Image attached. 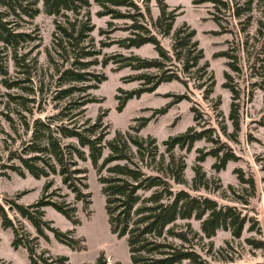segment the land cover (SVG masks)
I'll use <instances>...</instances> for the list:
<instances>
[{"label": "trees", "instance_id": "1", "mask_svg": "<svg viewBox=\"0 0 264 264\" xmlns=\"http://www.w3.org/2000/svg\"><path fill=\"white\" fill-rule=\"evenodd\" d=\"M204 1L211 3V14L218 23H221L220 19L232 20L236 17L244 30L245 23L250 22L252 0H192L193 3ZM39 2L42 3L44 12L53 15V44L61 58V65L55 64L54 67L55 88L51 98L66 99L56 112L45 116H34V110H42L43 89L40 83L34 81L37 58L32 52L39 44L29 45L37 36L32 30L20 28L19 24L20 19L27 17L26 19L30 20L39 13ZM94 2L100 6L98 14L130 20L118 26L110 22L114 25L111 29L120 28L129 34L114 38L113 42L124 48L151 42L157 52L154 57L122 52L103 55L100 61L104 64L112 61L117 64L116 69L129 66L135 70H146L126 77L138 79L141 84L117 96L118 110L123 108L128 98L151 92L163 81L177 79L186 83L181 73L194 71V79H204L207 63H200L202 51L197 46V41L193 40L194 30L182 24L171 33L178 13L177 8L168 9L164 0H157L160 14L151 19L150 0ZM89 5L90 0H0V85L4 88V91H0V103L3 102L5 107L0 108V114L8 121L14 133L19 134L20 127L29 132L28 137L20 140L17 146L6 148V161L1 165L23 176L25 171L34 177L58 174L61 183L73 193L75 200H81L85 205L91 199L90 192L86 190L87 168L80 165V161L89 158L104 195L109 229L118 237L125 236L131 264H211L190 245L196 232L192 231L187 223L180 226L178 220L191 217L198 219L201 232L207 238L215 235L219 229L227 230L233 237L238 238L250 218L236 204L221 203L207 194L175 188L174 182L184 181V162L181 158H175L172 150L175 146L190 150L193 143L202 138L211 141L214 146L203 150L197 159L202 160L206 154L215 156L217 160L212 166L216 169L223 168L228 160L237 159L238 155L219 137L213 126L202 125L201 128H196L191 125L185 131L163 140L165 150L170 155L168 162L164 164L162 155L161 159L157 160L156 138L138 134L147 118H137L138 123L130 126L132 131L116 130L115 135L106 141L108 130L107 126L102 125L101 114L94 120L79 119L83 112L80 106L95 99H84L87 89L97 87L98 83L105 79L103 73L89 70L92 64L98 63L97 55L100 53V49L94 47L90 38L94 24L87 10ZM150 19L152 21H149ZM260 32L263 34L261 59H264V30ZM170 34L172 52L162 44L159 37ZM109 43L111 42L101 41V45ZM8 51L14 65L18 67L13 76H10L5 61ZM47 53L53 61L49 49ZM219 53L229 58L227 63L234 70L242 69L235 52L224 50ZM256 55L251 56L255 58ZM175 60L180 62L176 64ZM253 65L252 62L249 63L250 71ZM225 76L227 80L223 85L232 91L229 118L237 130L239 90L228 81V78L232 77L228 71H225ZM208 77L211 80L212 76ZM263 83L259 87H263ZM209 85L204 94L206 97L212 91V81H209ZM13 88H19L22 92L11 91ZM182 97L183 94L178 95V98ZM11 104L12 107L9 106ZM167 106L168 104L158 111L164 112ZM191 109L195 112L194 120H198L200 112H196L194 106H191ZM105 146L109 151L103 156ZM193 169L198 188L203 184L204 170L199 163L193 165ZM234 172L245 187L255 192L256 182L252 172L247 173L242 167H235ZM4 173L5 170H2L0 174ZM52 184V179H47L40 197L31 203H20L19 192L13 197L4 196L3 201L0 200L2 225L12 228L14 247L20 244L27 247L30 264H69L68 257L64 254L51 255L46 250L36 251L37 242L34 240L39 234L48 236L45 228L51 230L66 245L76 249L84 248L81 238L72 235L71 230H61L52 225L51 220L43 218V207L49 204L72 223H79L75 214L76 206L69 204L70 201L66 202L64 194H58L56 188L49 190ZM234 193L236 197H241V194ZM54 195H61V198L56 199ZM8 209H13L21 217L28 219L37 235L30 238L21 222L15 220ZM249 229H253L252 224ZM247 241L258 246L264 243L254 238H247ZM94 264H106L103 253L98 255Z\"/></svg>", "mask_w": 264, "mask_h": 264}, {"label": "rangeland", "instance_id": "2", "mask_svg": "<svg viewBox=\"0 0 264 264\" xmlns=\"http://www.w3.org/2000/svg\"><path fill=\"white\" fill-rule=\"evenodd\" d=\"M164 1L167 3L168 9L177 8L176 12H178L171 33H174L182 24H186L194 30L193 40L197 41V46L202 51L200 63H207L204 81L194 79V71L181 73L185 77L186 83L177 79L163 81L151 92H143L139 96L128 98L123 108L118 110L119 99L117 96L141 84L138 79L126 77L146 70H135L129 66L116 69V63L109 61L104 64L100 61L103 55L122 52L154 57L157 56V52L151 42L129 48H124L113 42L112 39L125 37L129 34L128 31L120 28L111 29L112 26L122 25L130 20L100 15L97 13L100 6L94 0H90L87 10L91 22L94 24L90 38L94 47L100 49V53L97 55L98 63L92 64L89 70L103 73L105 79L99 82L97 87L87 89L84 99L89 100L90 97L95 99L80 106L83 112L79 119L94 120L97 115L101 114L102 125L107 126L108 130L105 135L106 141L115 135L116 130L132 131L130 126L138 123L137 118H147L138 134L144 137L151 135L156 138L157 160L161 159L162 155L164 164L168 162L170 156L165 150L164 139L185 131L191 125L196 128H201L202 125L213 126L219 137L228 143L238 158L228 160L223 168L216 169L212 166L217 160L215 156L206 154L202 160L197 159L203 150L214 146L213 142L204 138L196 140L190 150L175 146L172 150L174 157L181 158L184 162V181L174 182L173 186L185 188L192 193L213 196L221 203L236 204L250 219L246 222L242 234L238 238L223 229L217 230L215 235L207 238L201 232L200 221L194 217L178 220V223L180 226H185L187 223L192 231L196 232L194 237L191 236L190 245L211 264H264V243L258 246L247 241V238H254L264 242V83L263 87H259L264 82V59H261L263 57V52H261L263 34L260 32V30H264V0H252L250 22L245 23L244 30L241 29V23L236 17H233L232 20L220 19L221 23H218L211 14L212 7L208 1L200 3H193L192 0ZM38 6L40 8L38 14L30 20L26 19L27 17L24 20L20 19L19 24L20 28L32 30L37 36L29 45L39 44L32 52V55L37 58L34 81L40 83L43 89L42 110H34V116H45L56 112L66 99L53 100L51 98V93L55 88L53 83L54 67L55 64L61 65V58L53 44V15L44 12L41 2L38 3ZM149 6L151 19L157 18L160 14L157 0H150ZM151 19L149 21H152ZM149 21L148 23L151 24ZM100 29L107 31L101 32ZM154 29L156 30V27ZM159 37L162 44L172 52L171 34L159 35ZM104 40L111 43L101 45V41ZM47 49H49L53 61L49 59ZM224 50H230L237 54L241 70L236 71L228 65L229 58L219 53ZM8 52L5 61L10 76H13L17 73L18 67L14 65L10 51ZM254 54L257 55L252 58ZM179 62L180 60H175L176 64ZM251 62L254 65L250 71L248 65ZM225 71L232 75L228 81L239 90L240 109L237 130L229 118L232 91L223 85L227 80ZM210 75L212 76L211 80L208 77ZM209 81H212V91L206 97L204 94L210 87ZM253 81L257 83H253ZM10 90L22 92L19 88ZM0 91H4L1 85ZM180 94H183L184 97L178 98ZM1 98L5 100L4 97ZM167 104L164 112L158 111ZM191 106L196 108V112H200L201 116L198 120H194L195 112ZM0 108L5 109L3 102L0 103ZM28 135L29 132H25L23 127H20L19 134L14 133L8 121L0 114V173L5 170L4 174H0V200L3 201L4 196L13 197L19 192L18 201L20 203L34 202L40 197L45 181L52 179L53 184L49 190L56 188L58 194H64L66 202L70 201L69 204L76 206L75 214L79 218V223H72L49 204L43 207V218L51 220V224L61 230H71V234L81 238V242L84 244L82 249L72 248L61 242L51 230L45 228L48 236L39 234L34 240L37 242L36 251L46 250L51 255L64 254L68 257L69 264H94L100 253H103L106 264H115V262L131 264L125 236L118 237L109 229L104 208V195L100 189L96 170L89 158L80 161V165L87 168L85 173L86 190L90 192L91 199L85 205L81 200H75L73 193L61 183L58 174L34 177L25 171L23 176L2 167L1 164L6 161V148L17 146L20 140L27 138ZM132 149L134 150L133 147ZM108 151V147L105 146L103 156ZM197 163L201 164L202 170H204L203 184L198 188H196L197 182L194 180L193 169V165ZM235 167H242L247 170V173L252 172L256 182L255 192H251L248 187H245L246 185L239 181L237 173L234 172ZM234 192L241 194V197H236ZM53 197L60 199L61 195ZM8 210L15 220L21 222L24 231L30 238L37 235L34 226L28 219L21 217L13 209ZM250 224L253 225V229H249ZM13 238L12 228L4 227L0 218V264H30L27 247L21 244L14 247L12 245ZM180 264H186V262Z\"/></svg>", "mask_w": 264, "mask_h": 264}]
</instances>
